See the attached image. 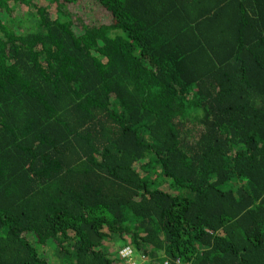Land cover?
<instances>
[{"label": "trees", "instance_id": "trees-1", "mask_svg": "<svg viewBox=\"0 0 264 264\" xmlns=\"http://www.w3.org/2000/svg\"><path fill=\"white\" fill-rule=\"evenodd\" d=\"M125 249L264 264V0H0V264Z\"/></svg>", "mask_w": 264, "mask_h": 264}, {"label": "rangeland", "instance_id": "rangeland-1", "mask_svg": "<svg viewBox=\"0 0 264 264\" xmlns=\"http://www.w3.org/2000/svg\"><path fill=\"white\" fill-rule=\"evenodd\" d=\"M122 248V246H120ZM123 258L126 260V264H142L144 259L138 254L136 250L125 249L123 252Z\"/></svg>", "mask_w": 264, "mask_h": 264}, {"label": "built area", "instance_id": "built-area-1", "mask_svg": "<svg viewBox=\"0 0 264 264\" xmlns=\"http://www.w3.org/2000/svg\"><path fill=\"white\" fill-rule=\"evenodd\" d=\"M122 256H123V254H122Z\"/></svg>", "mask_w": 264, "mask_h": 264}, {"label": "clouds", "instance_id": "clouds-1", "mask_svg": "<svg viewBox=\"0 0 264 264\" xmlns=\"http://www.w3.org/2000/svg\"><path fill=\"white\" fill-rule=\"evenodd\" d=\"M180 264V263H179Z\"/></svg>", "mask_w": 264, "mask_h": 264}]
</instances>
